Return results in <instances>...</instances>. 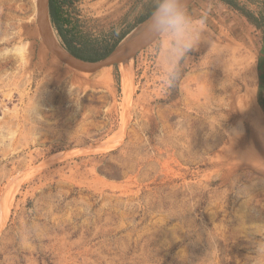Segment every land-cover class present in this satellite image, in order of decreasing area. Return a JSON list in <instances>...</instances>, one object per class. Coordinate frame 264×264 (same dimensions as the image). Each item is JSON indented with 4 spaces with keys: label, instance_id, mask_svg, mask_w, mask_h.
<instances>
[{
    "label": "rangeland",
    "instance_id": "obj_1",
    "mask_svg": "<svg viewBox=\"0 0 264 264\" xmlns=\"http://www.w3.org/2000/svg\"><path fill=\"white\" fill-rule=\"evenodd\" d=\"M229 1L190 4L208 43L163 91L155 42L78 73L45 49L35 0H0V264H246L264 236V0ZM58 2L89 58L153 8Z\"/></svg>",
    "mask_w": 264,
    "mask_h": 264
},
{
    "label": "clouds",
    "instance_id": "obj_2",
    "mask_svg": "<svg viewBox=\"0 0 264 264\" xmlns=\"http://www.w3.org/2000/svg\"><path fill=\"white\" fill-rule=\"evenodd\" d=\"M153 8L142 23L141 30L155 42L154 56L158 60L159 83L163 91L173 88L189 59V53L197 50L205 38L206 21L193 17L188 9V0H152ZM229 139L242 132L233 129L226 133ZM252 239V253L246 264H264V236Z\"/></svg>",
    "mask_w": 264,
    "mask_h": 264
},
{
    "label": "water",
    "instance_id": "obj_3",
    "mask_svg": "<svg viewBox=\"0 0 264 264\" xmlns=\"http://www.w3.org/2000/svg\"><path fill=\"white\" fill-rule=\"evenodd\" d=\"M194 0H188V7ZM44 18L46 20L47 28L45 31H40L42 43L49 54L54 55V57L63 65L67 66L71 70L78 73L96 74L105 68L118 67L120 63L125 61L129 56L133 59L136 53L142 51L153 42H149L150 38L144 34L141 30V25L145 20L136 25L124 38L116 45V47L109 52L107 56L96 61L89 62L80 60L71 54L66 53V51H57L53 48L51 44L52 35L50 32L49 24V0H44ZM128 113L130 111V96L128 98L127 104ZM127 123V120H126ZM127 125V124H126ZM110 146L107 144H99L88 147V151L95 150H106Z\"/></svg>",
    "mask_w": 264,
    "mask_h": 264
},
{
    "label": "trees",
    "instance_id": "obj_4",
    "mask_svg": "<svg viewBox=\"0 0 264 264\" xmlns=\"http://www.w3.org/2000/svg\"><path fill=\"white\" fill-rule=\"evenodd\" d=\"M226 4L230 5L231 7H233L236 10H239V8L234 4V2H231L229 0H223ZM49 9H50V15L52 17L53 23L58 31L59 36L62 38L63 43L65 45V48L67 50L68 54H71L72 56L80 59V60H84V61H89V62H96L102 58H104L105 56H107L109 54V52H111L116 45L119 43L120 40L123 39V37L125 35H123L120 40L115 43L114 45H112L109 48H105L103 51L101 52H92L93 56L92 57H84L82 56V54H79L80 52V48H76L74 46V42L76 41L75 38L71 35V30L65 28V20L62 18L60 12H61V6L58 2V0H49ZM151 13V12H150ZM149 13V15H150Z\"/></svg>",
    "mask_w": 264,
    "mask_h": 264
},
{
    "label": "bare ground",
    "instance_id": "obj_5",
    "mask_svg": "<svg viewBox=\"0 0 264 264\" xmlns=\"http://www.w3.org/2000/svg\"><path fill=\"white\" fill-rule=\"evenodd\" d=\"M35 5H36V14H37V26L39 28V33L40 31H45L47 28V24H46V20L44 18V0H35ZM41 36V35H40ZM51 44L53 46L54 49H56L57 51H64L63 47L55 40V38H52L51 40ZM129 58H131V56H129L126 60H128ZM125 60V61H126ZM123 61V62H125ZM120 63L119 66H122V68L124 69V63ZM126 65V64H125ZM51 66V65H50ZM121 70V71H124V70ZM108 70H110V68H105L103 70H101L99 72V74L103 76H106L108 74ZM84 74H87V73H84ZM122 74V73H121ZM131 77H129L128 73H123L122 75V87L124 89V92H125V97H127V91H129V86H130V83H131ZM130 80V81H129ZM213 84V83H212ZM127 92V93H126ZM211 97V96H210ZM186 103V102H185ZM188 106V105H187ZM264 139V138H263ZM264 142V141H263Z\"/></svg>",
    "mask_w": 264,
    "mask_h": 264
}]
</instances>
